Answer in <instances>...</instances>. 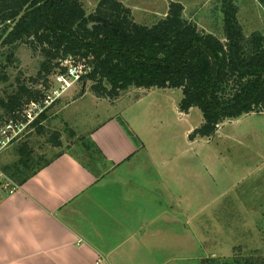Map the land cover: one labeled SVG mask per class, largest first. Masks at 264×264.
<instances>
[{"label":"trees","instance_id":"16d2710c","mask_svg":"<svg viewBox=\"0 0 264 264\" xmlns=\"http://www.w3.org/2000/svg\"><path fill=\"white\" fill-rule=\"evenodd\" d=\"M261 3L264 6V0ZM221 10L223 40L185 19L177 3L170 5L164 18L145 26L136 23L129 9L115 0H100L90 15L80 0H0V48L9 51L7 61H13L20 45L40 50L44 57L36 78L29 79L34 87L17 81L15 91L0 98V125L15 119L29 102L41 99L48 77L68 59L83 66L81 81L91 83L98 99L115 101L130 88L181 90L179 111L187 114L196 108L203 117L189 140L210 138L224 122L264 112V38L257 33L245 37L231 0H223ZM1 69L0 81L6 82ZM45 117L46 113L31 125L32 132L15 144L17 159L0 165V172L16 187L61 155L45 159L30 147L33 134L43 136ZM47 142L60 148V133L50 134ZM90 161L95 162L93 158ZM223 261L205 259L198 264L264 262L252 257Z\"/></svg>","mask_w":264,"mask_h":264},{"label":"crops","instance_id":"0c3cea01","mask_svg":"<svg viewBox=\"0 0 264 264\" xmlns=\"http://www.w3.org/2000/svg\"><path fill=\"white\" fill-rule=\"evenodd\" d=\"M124 127L111 119L91 131L103 158L98 171L63 152L18 189L0 191V264H197L225 258L224 242L213 243L199 228H210L207 211L226 208L195 204L191 158L141 156V139L140 147ZM198 236L212 246L204 257H197Z\"/></svg>","mask_w":264,"mask_h":264},{"label":"rangeland","instance_id":"374dc122","mask_svg":"<svg viewBox=\"0 0 264 264\" xmlns=\"http://www.w3.org/2000/svg\"><path fill=\"white\" fill-rule=\"evenodd\" d=\"M80 1L90 15L100 0ZM115 1L129 9L136 23L145 26H152L164 18L171 4L182 3L185 19L223 40V0ZM231 1L237 9V20L245 37L257 33L264 38V6L261 0ZM8 52L0 48V69L4 68L2 74L7 79L6 82L0 81V98L13 93L17 81L34 87L29 79L36 78L44 61L40 50L34 51L26 45L15 49L11 63L6 59ZM90 87V82L80 81L46 112L43 136L33 134L28 141L34 154L51 159L55 154L71 152L91 169L98 171L103 165V158L90 144L91 131L111 119L125 125L127 131L125 127L124 130L131 140L140 147L141 142L145 146L141 156L170 160L180 157L184 161L185 157L191 158L193 164L189 162L195 172L196 205L211 203L214 207L222 205L226 208V212H215L214 208L207 211L213 215L209 220L210 228L209 225L199 228V233L209 235L213 243L220 239L224 242L220 253L225 258L219 260L229 263L233 257H252L254 261H264V112L244 115L238 121L224 122L225 125L217 127L219 134L210 138L189 140L190 134L186 135L185 132L189 127L192 132L199 128L203 117L196 108L190 109L187 115L179 111L181 90L130 88L112 103L105 98L98 101ZM53 132L60 133V148H53L47 142ZM188 141L193 143L188 146ZM15 144L0 153V165H8L17 159ZM90 158L96 163H91ZM181 161L179 164L184 167ZM7 180L0 172V191H6L3 185ZM251 204H255V212L250 211ZM260 208L262 211H258ZM198 237L202 248H198L197 257H204L212 246L205 242L208 237ZM195 262L198 264L200 260Z\"/></svg>","mask_w":264,"mask_h":264},{"label":"built area","instance_id":"2783aa9c","mask_svg":"<svg viewBox=\"0 0 264 264\" xmlns=\"http://www.w3.org/2000/svg\"><path fill=\"white\" fill-rule=\"evenodd\" d=\"M60 68L52 73L51 81L41 99L29 102L20 113H17L15 119H9L0 125V153L14 143L20 142L28 133L32 132L31 125L57 103L64 94L80 83L82 75L85 74L82 65L74 63L70 59L60 63ZM3 187L10 191L18 189L9 179Z\"/></svg>","mask_w":264,"mask_h":264},{"label":"water","instance_id":"95a60500","mask_svg":"<svg viewBox=\"0 0 264 264\" xmlns=\"http://www.w3.org/2000/svg\"><path fill=\"white\" fill-rule=\"evenodd\" d=\"M94 24L92 23V24H89V28L91 29V27L93 26Z\"/></svg>","mask_w":264,"mask_h":264}]
</instances>
